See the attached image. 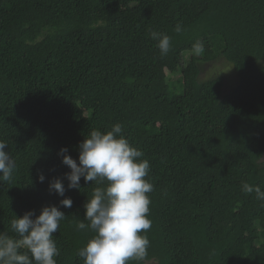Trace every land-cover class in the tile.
<instances>
[{
	"label": "trees",
	"instance_id": "1",
	"mask_svg": "<svg viewBox=\"0 0 264 264\" xmlns=\"http://www.w3.org/2000/svg\"><path fill=\"white\" fill-rule=\"evenodd\" d=\"M153 31L172 38L167 55ZM218 60L238 74L230 90L208 72ZM117 122L154 185L150 246L128 264H264V201L241 190H264V0H0V140L16 162L0 233L19 238L17 215L55 204L57 264H84L94 233L76 224L97 184L68 189L59 152L79 163L86 136ZM58 177L64 197L49 190Z\"/></svg>",
	"mask_w": 264,
	"mask_h": 264
},
{
	"label": "clouds",
	"instance_id": "2",
	"mask_svg": "<svg viewBox=\"0 0 264 264\" xmlns=\"http://www.w3.org/2000/svg\"><path fill=\"white\" fill-rule=\"evenodd\" d=\"M175 32H182L177 24ZM151 38L157 41L160 54L165 56L172 47V38L164 33L153 31ZM194 53L204 51L202 43L193 45ZM7 143L0 140V181L10 182L16 170V162L6 151ZM79 163L67 154V147L60 149L62 163L71 171L64 174L68 189H80V180L95 182L97 187L87 200L85 219L76 224L78 230L88 229L94 235L86 246L78 251L84 264H128L130 260L142 261L150 246L147 231L152 226L149 217L154 185L149 176L150 162L143 158L144 153L132 145L123 134L121 123H115L110 130H92L79 145ZM41 183L45 180L39 174ZM49 190L64 197L66 188L62 178L49 183ZM246 194L255 193L258 200L264 201V190L259 185L241 183ZM73 200L65 197L60 205L71 208ZM60 206L46 205L39 215L35 210L16 216L11 228L19 238L0 233V264H57L59 248L54 233L66 219ZM26 249V252H21ZM30 254V255H29ZM31 256V259H30Z\"/></svg>",
	"mask_w": 264,
	"mask_h": 264
},
{
	"label": "rangeland",
	"instance_id": "3",
	"mask_svg": "<svg viewBox=\"0 0 264 264\" xmlns=\"http://www.w3.org/2000/svg\"><path fill=\"white\" fill-rule=\"evenodd\" d=\"M209 70L210 72L215 70L217 73L224 75L227 83V90L232 89L238 82V74L234 70V66L228 64V62H225L224 60H218L215 64H211L208 68V72ZM191 92V89H186L185 95L189 96L191 95Z\"/></svg>",
	"mask_w": 264,
	"mask_h": 264
}]
</instances>
